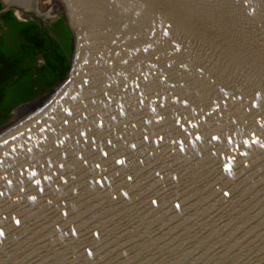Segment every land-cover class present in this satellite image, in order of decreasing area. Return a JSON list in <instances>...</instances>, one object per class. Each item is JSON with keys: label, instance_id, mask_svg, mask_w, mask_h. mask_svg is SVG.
Here are the masks:
<instances>
[{"label": "water", "instance_id": "water-1", "mask_svg": "<svg viewBox=\"0 0 264 264\" xmlns=\"http://www.w3.org/2000/svg\"><path fill=\"white\" fill-rule=\"evenodd\" d=\"M0 5L72 43L0 134V264H264V0Z\"/></svg>", "mask_w": 264, "mask_h": 264}, {"label": "flooded vegetation", "instance_id": "flooded-vegetation-1", "mask_svg": "<svg viewBox=\"0 0 264 264\" xmlns=\"http://www.w3.org/2000/svg\"><path fill=\"white\" fill-rule=\"evenodd\" d=\"M12 11L21 25L1 19L7 11L0 15V132L65 78L72 47L63 16L46 10L43 19H36ZM55 70L63 72L57 82L51 77Z\"/></svg>", "mask_w": 264, "mask_h": 264}, {"label": "trees", "instance_id": "trees-1", "mask_svg": "<svg viewBox=\"0 0 264 264\" xmlns=\"http://www.w3.org/2000/svg\"><path fill=\"white\" fill-rule=\"evenodd\" d=\"M0 7H1V5H0ZM1 19L5 20L7 22H9V21L12 22L13 21L16 25H21V23L16 21L15 17L13 16V11L12 10H9L6 13H4L3 15H1ZM11 22H9V23H11ZM65 69H67V65L66 64H65L63 70H65ZM51 72H52L51 73V77L54 80L53 82L59 81L61 79V77L63 76V72H62V74L59 72V75L57 74V70L51 71Z\"/></svg>", "mask_w": 264, "mask_h": 264}, {"label": "snow or ice", "instance_id": "snow-or-ice-1", "mask_svg": "<svg viewBox=\"0 0 264 264\" xmlns=\"http://www.w3.org/2000/svg\"><path fill=\"white\" fill-rule=\"evenodd\" d=\"M109 143H110V141H109ZM253 143H256V141H253ZM260 146L264 147V144H261ZM133 147H135V145H133ZM105 155H107V153H105ZM118 163H123V161H118ZM97 167H99V165H97ZM225 168H226V170L230 171L229 166L226 165ZM0 195H3V193H0ZM125 195H127V194H125ZM225 195H227V193H225ZM33 199H34V197H33ZM176 207H179V205L177 204ZM65 215H67V213H65ZM16 223L19 224L20 221L17 220ZM3 235H4L3 230H0V236H3ZM89 254H91V253H89Z\"/></svg>", "mask_w": 264, "mask_h": 264}, {"label": "bare ground", "instance_id": "bare-ground-1", "mask_svg": "<svg viewBox=\"0 0 264 264\" xmlns=\"http://www.w3.org/2000/svg\"><path fill=\"white\" fill-rule=\"evenodd\" d=\"M34 106H35V105L30 106V107H26V108L21 112V115L19 116V119H18L17 121L15 120L14 122H12L11 125H13V124L17 123L19 120H21V119H22V118H23V117H24V116H25V115H26V114H27V113H28V112H29ZM11 125H10V126H11ZM8 127H9V126H8ZM8 127H7V128H8ZM7 128H6V129H7ZM6 129H5V130H6ZM5 130H3V131H5ZM3 131H1L0 134H1Z\"/></svg>", "mask_w": 264, "mask_h": 264}]
</instances>
